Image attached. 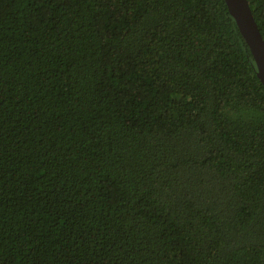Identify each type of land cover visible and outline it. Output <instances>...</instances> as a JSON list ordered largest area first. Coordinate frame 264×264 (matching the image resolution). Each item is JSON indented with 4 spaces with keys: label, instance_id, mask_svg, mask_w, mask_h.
I'll list each match as a JSON object with an SVG mask.
<instances>
[{
    "label": "trees",
    "instance_id": "trees-1",
    "mask_svg": "<svg viewBox=\"0 0 264 264\" xmlns=\"http://www.w3.org/2000/svg\"><path fill=\"white\" fill-rule=\"evenodd\" d=\"M0 264H264V86L225 0H0Z\"/></svg>",
    "mask_w": 264,
    "mask_h": 264
},
{
    "label": "water",
    "instance_id": "water-1",
    "mask_svg": "<svg viewBox=\"0 0 264 264\" xmlns=\"http://www.w3.org/2000/svg\"><path fill=\"white\" fill-rule=\"evenodd\" d=\"M225 3L250 48L256 74L264 86V38L253 15L249 0H225Z\"/></svg>",
    "mask_w": 264,
    "mask_h": 264
}]
</instances>
